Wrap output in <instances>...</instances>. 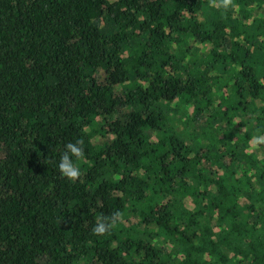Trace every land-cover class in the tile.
<instances>
[{"label": "trees", "instance_id": "16d2710c", "mask_svg": "<svg viewBox=\"0 0 264 264\" xmlns=\"http://www.w3.org/2000/svg\"><path fill=\"white\" fill-rule=\"evenodd\" d=\"M261 10L0 0V264H264Z\"/></svg>", "mask_w": 264, "mask_h": 264}, {"label": "clouds", "instance_id": "9594fccd", "mask_svg": "<svg viewBox=\"0 0 264 264\" xmlns=\"http://www.w3.org/2000/svg\"><path fill=\"white\" fill-rule=\"evenodd\" d=\"M85 148L81 139L69 141L64 145L63 154L59 158L58 169L60 174L69 181L77 180L81 175V168L77 161L85 157ZM120 213L114 212L112 215V223H115L119 218ZM110 228L106 218L101 219L94 227L93 232L98 235H103Z\"/></svg>", "mask_w": 264, "mask_h": 264}, {"label": "rangeland", "instance_id": "374dc122", "mask_svg": "<svg viewBox=\"0 0 264 264\" xmlns=\"http://www.w3.org/2000/svg\"><path fill=\"white\" fill-rule=\"evenodd\" d=\"M259 15H261V16H263L264 17V10L262 11H258L257 12ZM117 91L118 92H121L122 91V89L121 88H117ZM102 142V139L100 138V137H97L96 139H95V143H101ZM132 222H133V219H132Z\"/></svg>", "mask_w": 264, "mask_h": 264}]
</instances>
